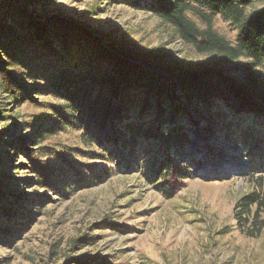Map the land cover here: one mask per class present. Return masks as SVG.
Segmentation results:
<instances>
[{"label": "rangeland", "instance_id": "1", "mask_svg": "<svg viewBox=\"0 0 264 264\" xmlns=\"http://www.w3.org/2000/svg\"><path fill=\"white\" fill-rule=\"evenodd\" d=\"M262 6L263 0H253L250 10ZM27 8L41 23L53 17L72 18L114 41L111 47L119 53L157 55L191 69L232 67L214 54L185 46L152 12L135 8L132 0H34ZM218 27L234 37L235 30L222 19ZM13 73L27 84H37L22 69ZM35 97L56 103L43 94ZM42 107L31 100L14 102L0 78V112L7 116L0 118L1 138L31 139L23 123ZM169 117V126L184 124L190 138L187 146L171 148L179 164L188 165L171 196L168 183L161 185L162 180L148 175L155 157L150 144L139 150L135 163L125 155L112 161L89 159L81 153L79 132L69 128L42 141L40 147L46 151L41 158L55 167L57 178L61 166L65 172L76 169L83 179L79 184L67 189L59 179L43 184L18 162L10 169L0 167V175L9 177L0 185L6 196H0V207L10 217L0 220V264H264V213L256 218L253 205L248 216H240L237 207L242 196L264 185V169L253 170L250 149L234 145L220 130H205L204 121L193 112ZM6 133L10 136L4 137ZM4 146L13 155L12 147ZM31 148L38 152L36 144ZM19 159L27 163L23 155L16 156ZM104 166L107 174L90 179L93 169ZM13 197L22 204L4 200Z\"/></svg>", "mask_w": 264, "mask_h": 264}, {"label": "trees", "instance_id": "2", "mask_svg": "<svg viewBox=\"0 0 264 264\" xmlns=\"http://www.w3.org/2000/svg\"><path fill=\"white\" fill-rule=\"evenodd\" d=\"M33 3L0 0V78L4 89L18 104L31 100L43 106L23 123L31 139L17 135L6 141L0 136V167L10 169L18 162L43 184L58 179L65 188L79 184L83 179L76 169L65 172L61 166L57 178L55 167L41 158L46 151L40 147L42 141L69 128L79 132L81 153L89 159L112 161L125 155L135 163L139 150L150 144L155 157L148 175L162 180L161 185L168 183L171 196L188 168L179 164L171 148L187 146L190 138L184 124L169 126V116L193 112L204 121L205 130H220L234 145L250 149L253 170L264 169V0L257 10H250L253 0H150L149 4L132 0L135 8L152 12L185 46L196 53L214 54L232 64L228 69L207 65L191 69L157 55L136 57L128 51L116 52L111 47L114 41L99 37L72 18L53 17L41 23L27 8ZM220 19L235 30L233 38L221 32ZM19 69L37 84L18 78L13 72ZM38 93L56 103L37 101ZM247 115L253 119L248 121ZM1 117L7 116L0 112ZM5 144L12 147L13 155ZM32 144L39 147L38 152L30 149ZM18 155L24 156L27 165L21 159L16 161ZM108 172L105 166L93 169L90 179H100ZM5 179L9 177L0 175V185ZM0 196L6 198L1 190ZM18 199L4 200L21 205ZM253 205L258 218L259 212L264 213L262 183L239 199L240 216H248ZM4 218L10 219L0 207V220ZM262 224L260 221L256 230Z\"/></svg>", "mask_w": 264, "mask_h": 264}, {"label": "water", "instance_id": "3", "mask_svg": "<svg viewBox=\"0 0 264 264\" xmlns=\"http://www.w3.org/2000/svg\"><path fill=\"white\" fill-rule=\"evenodd\" d=\"M156 71H160V70L156 69Z\"/></svg>", "mask_w": 264, "mask_h": 264}]
</instances>
